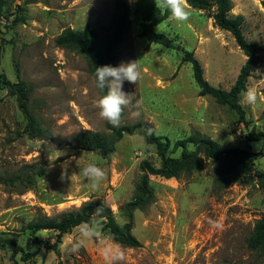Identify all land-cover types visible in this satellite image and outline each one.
Wrapping results in <instances>:
<instances>
[{"label": "rangeland", "instance_id": "374dc122", "mask_svg": "<svg viewBox=\"0 0 264 264\" xmlns=\"http://www.w3.org/2000/svg\"><path fill=\"white\" fill-rule=\"evenodd\" d=\"M127 1L133 9L137 0ZM232 2L231 15L244 17L247 41L264 45V0ZM187 7L189 21L169 18L156 31L193 52L205 79L229 91L248 58L230 33L216 27L215 9L204 12ZM114 10V0H41L30 4L19 0L7 7L9 18L0 15V72L13 83L25 81L30 86L31 112L58 139L87 130L104 131L107 121L100 118L95 106L101 93L86 60L75 51L58 47L56 39L68 28L104 27ZM132 19V29L114 67L139 60L142 79L137 84L123 82L122 90L132 95L121 125L149 124L157 136L173 144L196 133L223 149L250 150L251 135L264 132V100L255 106L242 105L246 124L240 122L227 106L199 95L192 66L183 62L180 50L149 44L140 37L141 21L135 16ZM255 62L247 87L264 91V51ZM6 94L0 89V180L15 178L31 166L47 164L49 168L36 188L23 194L0 185V240H13L23 248L24 253L16 258L19 264H105L96 241L86 242L78 253L70 252L67 245L64 250L59 248L69 236L79 238L78 228L62 237L54 231L31 237L27 227L43 216L54 218L76 211L89 201L104 202L124 225L121 208L134 195L142 175L141 163L161 166L156 145L146 143L140 133L125 135L115 152L104 157L99 152L60 149L47 141L32 140L24 132L27 120L17 98ZM136 112L140 115H134ZM180 154V149L170 153L172 157ZM66 162L68 178L61 180ZM88 163H97L106 172L98 191L79 175ZM260 173H264V143L248 160L245 177L223 190L215 186V165L210 160L179 179L152 176L154 202L136 211L132 221L133 235L142 246L125 247L112 238L111 243L125 252L124 264H264V255L247 245L256 222L264 217V177ZM209 220L220 227L213 228ZM28 240L31 248H27ZM25 253L32 255L28 262L21 259ZM11 254V248L1 250L0 264H11Z\"/></svg>", "mask_w": 264, "mask_h": 264}, {"label": "trees", "instance_id": "16d2710c", "mask_svg": "<svg viewBox=\"0 0 264 264\" xmlns=\"http://www.w3.org/2000/svg\"><path fill=\"white\" fill-rule=\"evenodd\" d=\"M17 1L19 0H0V15L9 18L7 7ZM39 1L41 0H25L27 4ZM186 3L190 8L198 11L207 12L215 9L213 19L216 27L230 33L248 58L234 86L229 91L214 87L205 79L204 69L193 52L185 50L180 46V43L170 36L156 31L159 24L170 18V13L157 8L155 0H137L133 9L127 0H114L115 10L107 25L101 28L88 25L81 31L65 29L56 39V45L83 56L88 64L89 73L96 83V67L115 65L118 61L119 49L130 34L133 24L132 18L135 16L141 21V38H145L149 44L160 45L171 50H180L183 53V62L192 66L193 78L199 88L200 96H210L219 105L227 106L239 116L240 122L246 124V111L240 103L241 93L247 87L248 78L256 64V58L264 51V45L247 41L243 33L244 17L231 15L232 0H186ZM10 16H12L11 13ZM17 20H20L19 17ZM0 89L7 92L6 96L17 98L19 109L27 120L24 132L32 140L47 141L60 149L70 148L99 152L102 156L109 157L115 152L116 145L125 135L140 133L146 143L156 145L162 161L159 167L150 161L141 163L142 175L134 195L131 201L121 208L122 215L126 219L124 225L117 222L115 214L104 202L89 201L76 211L62 213L54 218L43 216L31 222L27 227L31 237L41 231H54L58 233L59 237H62L71 234L82 222L95 217L102 220L103 231L114 242L129 248H140L142 244L132 232V221L136 211L145 210L154 202L152 176H172L179 179L184 174L199 170L205 165L206 160H210L215 165V186L218 190H223L240 182L245 177L248 160L257 154L252 153L251 150L239 148L223 149L219 143L211 138L202 137L196 133L173 144L168 138L157 136L151 126L145 123L132 126L120 124L119 127H113L107 122L104 131L87 130L68 139H58L31 112L29 107L30 86L25 81L13 83L4 73L0 72ZM98 90L101 95L106 91ZM124 116L125 110L121 123ZM251 137H253L252 141L264 143V132L252 134ZM189 145H193L194 149L190 150ZM179 149L181 150L179 157L170 155L171 152ZM48 168L49 165L47 164L27 167L15 178L0 180V185L18 189L23 194L36 188L38 179L47 174ZM259 175L264 177V173ZM247 245L250 250L264 255V217L256 222L253 232L247 239ZM27 246V248H31V240H28ZM7 248L12 249L11 264H19L16 258L20 253H24L23 248L13 240L6 242L0 240V251ZM30 256L32 255L25 253L21 259L23 262H28Z\"/></svg>", "mask_w": 264, "mask_h": 264}, {"label": "clouds", "instance_id": "9594fccd", "mask_svg": "<svg viewBox=\"0 0 264 264\" xmlns=\"http://www.w3.org/2000/svg\"><path fill=\"white\" fill-rule=\"evenodd\" d=\"M155 4L157 8L169 12L170 19L177 22H187L191 17L186 0H155ZM138 61L121 62L115 67L111 65L96 67V87L106 91L96 99L95 106L99 110L100 118L113 127L120 126L124 109L131 103L132 94H127L122 90L123 82L126 80L137 84L142 79V69ZM261 100H264V91H259L256 87H247L241 93L240 103L245 106H255ZM134 115L139 116L140 113L136 112ZM60 153L65 155L64 152ZM66 166L67 162L62 166L65 171L61 173V180L68 178ZM79 175L88 182L93 191H98L106 179V172L97 163H88L79 170ZM209 223L213 228L220 227L216 221L209 220ZM78 234V239L69 236L67 241H62L59 248L64 250L67 245L70 252L78 253L86 242L96 241L105 264H124L126 261L125 252L111 243V237L103 232L99 219L93 217L82 222L78 225Z\"/></svg>", "mask_w": 264, "mask_h": 264}, {"label": "water", "instance_id": "95a60500", "mask_svg": "<svg viewBox=\"0 0 264 264\" xmlns=\"http://www.w3.org/2000/svg\"><path fill=\"white\" fill-rule=\"evenodd\" d=\"M263 143L260 141H252L250 144V150L253 153H259L262 149Z\"/></svg>", "mask_w": 264, "mask_h": 264}]
</instances>
